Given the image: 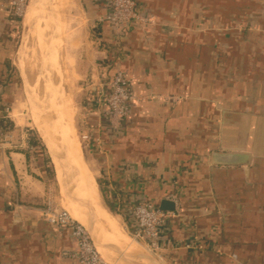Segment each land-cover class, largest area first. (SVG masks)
I'll use <instances>...</instances> for the list:
<instances>
[{
	"label": "crops",
	"instance_id": "0c3cea01",
	"mask_svg": "<svg viewBox=\"0 0 264 264\" xmlns=\"http://www.w3.org/2000/svg\"><path fill=\"white\" fill-rule=\"evenodd\" d=\"M40 1L37 8L44 10L48 0ZM136 3L151 21L120 35L105 20L106 0H85L86 12L82 7L91 52H80L77 64L90 56L93 77L102 85L122 73L136 98L109 133L101 124L106 108L93 101L99 89L90 88L85 119L101 144L100 150L87 149L92 178L98 189L96 180L108 183L107 197L120 216L138 197L170 213L166 246L158 253L166 264H264V0ZM45 17L51 32L48 12ZM23 21L0 7V115L6 122L0 145V264H79L70 231L42 218L46 201L58 202L50 185L56 176L39 159L32 130L18 126L9 112L22 86ZM36 29L39 74L47 40L39 23ZM53 46L59 47L58 58L51 53L58 62L62 46L56 34ZM43 98L48 131V92ZM214 153L244 160L224 165L213 160ZM173 194L180 199L176 213Z\"/></svg>",
	"mask_w": 264,
	"mask_h": 264
},
{
	"label": "rangeland",
	"instance_id": "374dc122",
	"mask_svg": "<svg viewBox=\"0 0 264 264\" xmlns=\"http://www.w3.org/2000/svg\"><path fill=\"white\" fill-rule=\"evenodd\" d=\"M33 2L34 0H27L25 4L26 10L23 15L24 16L23 22L27 25L28 21L29 20L30 21H29V26L24 27L23 33L27 32L28 28H30L31 31L29 30L30 33L28 32L27 37L25 38V40L22 41L23 42L22 48L25 47V48L31 49V47L33 46L32 43H30L31 41L30 36L33 31L35 34V42H36V33H37L36 24L39 23L40 25L43 26L44 29L46 28V33L44 35V37L46 38L45 40H48V35L50 33L49 32L50 24L45 22L43 19H40V18L38 19L37 12L34 13L32 11V8L34 6ZM43 7H44L43 12L45 13L49 12V10L48 11L46 10V2L43 3ZM82 7L84 8V11L87 10L85 0H70L66 12H63V13L61 12L62 17H63V23L66 25L67 29L63 33V36L61 38L60 36L62 35L61 34L62 31L61 33H58V31L54 33V35L56 34L58 44L62 46L61 47L62 56H60L58 62L57 61L55 62L56 64L55 71L58 72V75H61L63 77V81L65 80L64 82L66 84V89L68 91L66 93L69 98L70 109L72 108L71 113L73 114L72 123H73V127L75 130L76 138L78 142L80 141L79 145L81 149L82 159L84 163L86 164L88 170L90 171L92 177L95 179L93 175V171L88 164L87 148H85V145L82 143L80 139V124H81L82 118L84 117V107H85L84 103L87 97L90 96L91 94L90 88H95V86H97V79L93 77L94 72H95L93 68L94 65H93V62L91 61L90 56L87 55V57L89 56L87 61L82 59L85 62L81 65V67L77 64L79 60V57L77 55H79L80 52L82 51H88V53L91 52V47L89 43L91 42V40L87 39L88 29L86 26V18H85V15L83 14ZM62 39L64 40L62 41ZM34 45L36 46V44ZM35 46H34V50L32 49L31 51L33 52L36 51ZM58 48L59 47H57V49ZM57 49L52 44L51 53H53L54 58H58L59 56L57 53ZM33 52L30 55H32V57L34 56L35 57L32 58L29 56L31 60L30 58H28L30 63H27L28 66H30L29 68L31 69L30 71L31 74L27 75L24 72V79H25L24 82L26 81L27 84L24 83V85L22 84V86L19 87V91H20L19 97L17 98V102H15L11 106L12 108H10L9 112L12 113V116L14 115L13 118L18 126L22 122V124H24L23 127L27 126L28 129L32 130L33 136H35L36 141L38 142V147L36 148V151L38 152L39 159L41 161L44 160V164H47L49 168L51 167L52 169H49V170H53V174L56 176V179H53L50 182V185L52 186V190L54 191V194L56 195L58 202L56 205H54L52 202L46 201V203L44 204V208L49 204L53 209L65 210L73 219H75L78 216L80 207L84 205H87L88 207L86 193L85 191L83 192L84 187L82 186V184H78V181L76 179H73L72 172H69L66 170L61 171L59 170V166H56V168L58 167L57 169L60 171V173L57 172L56 168L54 169L53 163L51 162L52 160H50L51 158H49V155H48L49 152H48L47 146L44 143V139L42 137V135H44L43 134L44 132L40 134L37 128L38 126H40L42 130H45L44 122L47 118L44 117L45 120H41L42 113L44 110L43 106L45 104L42 101L44 99L43 97L48 92L47 90L48 88L43 86V82L39 78V74L36 70V53H33ZM62 63L66 65V66L64 65L66 69L62 68V65H60ZM62 70L65 71L66 73L65 75H64V71ZM36 97L37 98L40 97L41 102H38ZM47 142H48V145H50L49 140H47ZM74 178H76V176ZM99 199H100V202L103 203V198L100 194H99ZM86 210L88 211V208ZM109 214L115 219L116 223L120 227H122V229L125 232V235L127 236V239L132 240L133 243H135L136 246L140 248V252H137V251L123 252L122 249L120 248V243L116 239L112 238V236H110V234L107 231L101 228L100 223L95 224V225L92 224L91 218L87 212L88 220H90L92 224L94 236L97 241L109 242L118 252H120L121 254L125 256L128 264H143L139 261L134 262V260H132L133 262H131L130 259H134L133 257L140 258L142 260L144 259V261H146L144 257H148V258H152L159 264H166L158 256V253L151 251L144 244H142L141 242H139L132 236V234L127 229V226H125L126 224L125 223H124L125 225L123 224L122 215L121 217L118 214H113V213L112 214L109 213ZM97 251L99 252L100 256H102L104 261L105 262L107 261L106 263L108 264H125L123 262L121 263L120 260L118 261L117 258L113 256L112 253L102 248H97ZM146 262L149 264L148 261Z\"/></svg>",
	"mask_w": 264,
	"mask_h": 264
},
{
	"label": "built area",
	"instance_id": "2783aa9c",
	"mask_svg": "<svg viewBox=\"0 0 264 264\" xmlns=\"http://www.w3.org/2000/svg\"><path fill=\"white\" fill-rule=\"evenodd\" d=\"M27 0H7L0 7L5 13L12 14L21 19L26 10ZM106 7L109 15L105 20L110 23L116 34L120 35L123 29L129 26H144L151 21L150 17L143 15L139 9L136 0H106ZM97 90L99 92L93 101L96 106L106 108L104 110L105 120L102 125L110 133L117 130L120 121L129 115V105L136 100L134 93L130 90L129 82L122 73H117L107 84L102 85L97 81ZM89 106V105H88ZM88 109L84 107V118L80 124V139L89 150H100L99 139H94L88 128L85 117ZM0 115V145L2 142ZM101 126V125H100ZM169 200L173 204V212L176 213L179 208V197L177 194L170 196ZM123 210V211H122ZM121 210L124 216V222L133 228L129 230L132 236L144 244L153 252L159 253L166 246L165 239L169 230V214L164 212L152 202L136 198L134 203L126 205ZM42 216L44 220L57 229H67L71 237L77 242V254L75 255L79 264H108L100 256L97 249L91 243L86 231L65 211L53 209L49 204L43 209Z\"/></svg>",
	"mask_w": 264,
	"mask_h": 264
},
{
	"label": "bare ground",
	"instance_id": "6f19581e",
	"mask_svg": "<svg viewBox=\"0 0 264 264\" xmlns=\"http://www.w3.org/2000/svg\"><path fill=\"white\" fill-rule=\"evenodd\" d=\"M69 1L70 0H48L46 1V10L47 11L49 10L48 12L49 19L52 22V24L54 22V25H55L54 33H56V31H58V33H61L62 31L61 33L62 35L60 36V38L63 36V33L67 29L66 25L63 23L62 13L66 12L68 5H69ZM37 13H38V16H37L38 19L40 18V19H43L45 22H47V20L45 19L46 17H45V13L43 12L42 5L39 7ZM29 21L27 23V27L29 26ZM40 28H41L40 35L44 36L46 33V28L44 29L42 25H40ZM30 37H31L30 43H32L33 45V46L31 45L32 46L31 49L23 47L24 48L23 53L25 54L24 55L25 67L23 66V64H22V67H20V70L23 76H24V72L27 75L31 74L30 73L31 69L29 68L30 66H28L27 63H30L28 58L32 57V55L30 54H32L33 52L31 50L32 49L34 50V46H35L34 44H36L35 46L36 51L33 52V53H36V66H37V61H38V43H37V36H36V42H35L34 31L32 32ZM63 40L64 39H62V41ZM45 45H46V42L43 43V45L41 46V49H43ZM48 55L51 56V49L49 50ZM52 66H55V65H52ZM62 67L64 68L63 65ZM51 72L53 73H50V78H51V81L54 83V85L48 86L47 90L49 94V99L47 102V109H46V111L48 112V116L50 118V122H51L50 123L51 130L48 129L47 131V127H46L47 123H46V120L44 119V116L41 117V120H45L44 122L45 130H42L40 126H38L37 128L40 134L44 132L43 133L44 135H42V137L47 146V149L49 152L48 155H49V158H51L50 160H52L51 162L53 163L54 169L56 168V166H59V170L62 171L63 170L62 166L65 168L69 167L73 172L72 174L73 179H77L78 184H82V186L84 187L83 192L85 191L87 202H88L87 212L91 218L93 225L100 223L101 228L107 231L110 234V236H112V238L116 239L120 243V248L122 249L123 252H126V251L140 252V248L137 247L136 244L133 243L132 240L127 239V236L125 235L124 230L116 223L115 219L101 205L97 185L82 159L81 149L79 145L80 141L78 142L76 138L75 130H74L73 123H72L73 114L71 113L72 108L70 109L69 98L66 93L68 91L66 89V84L64 82L65 80L63 81V77L59 75V79L61 83L59 87L57 73L56 71L54 72V68ZM65 74L66 73L64 71V75ZM52 75H53V78H52ZM24 83L27 84L26 81ZM58 90L60 91L58 92ZM58 94L60 96V100H58ZM40 97L39 98L36 97V98L40 99ZM47 140H49L50 145H48ZM57 168H56L57 172L60 173V171ZM75 176L77 178H74ZM133 258L134 259H130L131 262H133L132 260H134V262L139 261L143 264H148L146 261H144V259L142 260L140 258H135V257Z\"/></svg>",
	"mask_w": 264,
	"mask_h": 264
},
{
	"label": "water",
	"instance_id": "95a60500",
	"mask_svg": "<svg viewBox=\"0 0 264 264\" xmlns=\"http://www.w3.org/2000/svg\"><path fill=\"white\" fill-rule=\"evenodd\" d=\"M37 1L34 0V2H33L34 6L32 8V11L34 13H36L38 10ZM54 26L55 25L53 22V27L51 28V32L48 35L47 43L41 51L40 70H38L39 74L41 75V78L43 80L44 87H46V88H48V86H50V73H51V70L53 67L52 65H54V62H55L54 61L55 59L52 56L48 55V52L52 47V42H53V38H54ZM29 30H30V28H28L27 32H25L21 37V44H20L19 53H18V56H19V59H18L19 75H20V79H21V82L23 85H24V76L20 70V67H22V64H23V62H22V45H23V42L22 41L25 40V38L27 37V33L29 32ZM45 148H46V146H45ZM212 157L216 163H220V164H224V165H235V164H238L240 162H243V160H244V156L239 155V154H218V153H214ZM62 169L69 171V172H72V170L69 167L65 168L62 166ZM87 208H88L87 205L80 207V211L78 213L77 218H75L76 219L75 221L86 231V233H87L91 243L93 244V246L96 249L102 248V249L112 253L113 256H115L118 260H120L121 262H123L125 264H128L125 256L123 254H121L120 252H118L109 242H107V241L100 242V241L96 240V238L94 236V231L92 229V224H91L90 220H88V217H87V210H86ZM144 258L147 261H149L151 264H158L152 258H148V257H144Z\"/></svg>",
	"mask_w": 264,
	"mask_h": 264
},
{
	"label": "trees",
	"instance_id": "16d2710c",
	"mask_svg": "<svg viewBox=\"0 0 264 264\" xmlns=\"http://www.w3.org/2000/svg\"><path fill=\"white\" fill-rule=\"evenodd\" d=\"M95 32V31H94ZM37 145L38 142L34 141ZM98 186H99V190L101 193V196L103 198V203L105 205V207L107 208V210L112 214H118L115 211V205H114V200L112 197L108 198L107 195L110 192L108 189V183L106 181H102V180H96Z\"/></svg>",
	"mask_w": 264,
	"mask_h": 264
}]
</instances>
